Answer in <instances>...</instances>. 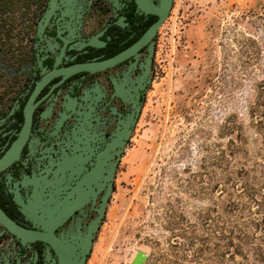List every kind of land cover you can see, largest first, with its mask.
<instances>
[{
    "label": "flooded vegetation",
    "instance_id": "af4514ba",
    "mask_svg": "<svg viewBox=\"0 0 264 264\" xmlns=\"http://www.w3.org/2000/svg\"><path fill=\"white\" fill-rule=\"evenodd\" d=\"M175 2L0 0V161L18 147L0 167V207L35 233L0 221V264L89 262L116 169L164 72Z\"/></svg>",
    "mask_w": 264,
    "mask_h": 264
},
{
    "label": "rangeland",
    "instance_id": "374dc122",
    "mask_svg": "<svg viewBox=\"0 0 264 264\" xmlns=\"http://www.w3.org/2000/svg\"><path fill=\"white\" fill-rule=\"evenodd\" d=\"M167 37L87 264H261L264 0H176ZM229 200L250 236L232 258Z\"/></svg>",
    "mask_w": 264,
    "mask_h": 264
},
{
    "label": "water",
    "instance_id": "95a60500",
    "mask_svg": "<svg viewBox=\"0 0 264 264\" xmlns=\"http://www.w3.org/2000/svg\"><path fill=\"white\" fill-rule=\"evenodd\" d=\"M162 19V18H161ZM160 19V21L157 23L159 24L162 20ZM156 24V25H157ZM152 32H154V28H152ZM75 67H68L65 69L66 72H70L72 70H74ZM32 108L33 106L32 105H28L26 107L27 109V113H26V123H25V126H24V129H28L29 126H30V123H31V111H32ZM24 138H20L19 139V144L22 143ZM116 143L117 144H120L122 145L123 144V138H116ZM18 151V147L17 149L14 151V152H9L3 161H0V167L4 165L5 162L11 160L15 154L17 153ZM41 201H42V195L41 193H37L36 194V197H35V201L32 205V208H31V211L30 213L32 214L33 217L36 216L37 214V209L38 207L41 205ZM103 214V209H101V215ZM0 221L6 226L8 227L11 231H13L15 234H17L18 236H21V237H24L26 235H29V236H34V232L32 230H28V229H25L23 227H21L20 225H18L17 223H15L4 211L3 209L0 207ZM147 260V254L141 250V249H138L131 261V264H145Z\"/></svg>",
    "mask_w": 264,
    "mask_h": 264
},
{
    "label": "trees",
    "instance_id": "16d2710c",
    "mask_svg": "<svg viewBox=\"0 0 264 264\" xmlns=\"http://www.w3.org/2000/svg\"><path fill=\"white\" fill-rule=\"evenodd\" d=\"M227 193L229 196L232 195V192L229 190H227ZM242 193L246 194L248 197H251L245 187H242ZM251 198L255 201H258L255 196H252ZM240 208L241 207L238 202L231 200L228 201L226 214V255L227 257L231 258L236 254H240L243 245L242 243L245 239L250 237L249 234L243 231L241 226L236 222V217L240 215L238 211ZM235 239L238 240V243L235 242ZM261 264H264V251L263 255L261 256Z\"/></svg>",
    "mask_w": 264,
    "mask_h": 264
},
{
    "label": "bare ground",
    "instance_id": "6f19581e",
    "mask_svg": "<svg viewBox=\"0 0 264 264\" xmlns=\"http://www.w3.org/2000/svg\"><path fill=\"white\" fill-rule=\"evenodd\" d=\"M150 4V3H149ZM150 6V5H149Z\"/></svg>",
    "mask_w": 264,
    "mask_h": 264
}]
</instances>
